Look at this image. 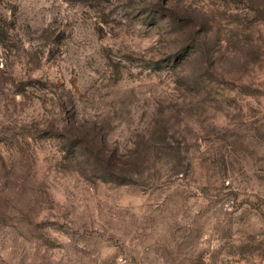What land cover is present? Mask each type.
Segmentation results:
<instances>
[{"label":"rangeland","instance_id":"rangeland-1","mask_svg":"<svg viewBox=\"0 0 264 264\" xmlns=\"http://www.w3.org/2000/svg\"><path fill=\"white\" fill-rule=\"evenodd\" d=\"M264 0H0V264H263Z\"/></svg>","mask_w":264,"mask_h":264},{"label":"crops","instance_id":"crops-1","mask_svg":"<svg viewBox=\"0 0 264 264\" xmlns=\"http://www.w3.org/2000/svg\"><path fill=\"white\" fill-rule=\"evenodd\" d=\"M263 264H264V261H263Z\"/></svg>","mask_w":264,"mask_h":264}]
</instances>
